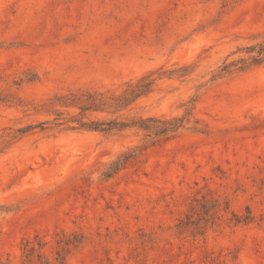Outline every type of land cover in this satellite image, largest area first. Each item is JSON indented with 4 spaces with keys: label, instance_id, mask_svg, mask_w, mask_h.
Returning <instances> with one entry per match:
<instances>
[{
    "label": "rangeland",
    "instance_id": "374dc122",
    "mask_svg": "<svg viewBox=\"0 0 264 264\" xmlns=\"http://www.w3.org/2000/svg\"><path fill=\"white\" fill-rule=\"evenodd\" d=\"M261 46L264 0H0V264L35 237L49 264L74 237L66 264H264ZM143 77L83 120L175 131L78 128L55 100Z\"/></svg>",
    "mask_w": 264,
    "mask_h": 264
},
{
    "label": "trees",
    "instance_id": "16d2710c",
    "mask_svg": "<svg viewBox=\"0 0 264 264\" xmlns=\"http://www.w3.org/2000/svg\"><path fill=\"white\" fill-rule=\"evenodd\" d=\"M262 53H264V47L261 46L257 51V54L252 57L253 64H257L262 61ZM226 67L227 66H225L223 69L225 70ZM152 82V79L143 77L128 93L122 94L117 97H105L103 96V94L96 92H82L78 94H70L69 96H58L55 97V100L65 106H77L81 110V113H79V117L71 119L78 124V128L96 130L100 132H110L113 130H121L128 126H136L147 131L148 135L152 134L153 136L162 135L167 132H173L180 126V123L174 124L172 122L160 121L158 119H154L153 117L139 118L137 121L132 122L115 120H83V118L86 117L84 114V112L86 111H116L127 107L135 99L148 93L151 90ZM179 121L181 120L179 119ZM149 122H157L161 123V125H149ZM30 128L31 126H27L23 129L18 130V132H25ZM132 155L133 154H125L118 157L112 163L109 170L104 174L105 177L110 176L112 173L120 169V167H122L126 160ZM180 223L183 222L181 221ZM182 226H184V224H182ZM78 242H80V240L76 239L75 237L72 240H70L69 238L60 239L58 241L59 245L58 249L55 252L54 258L56 264H66V255L69 252V245H76V243ZM43 245L44 242H42L37 237H35L34 240L31 241L26 240L24 242L25 261L29 263L34 261V264H49V260L46 259L39 251Z\"/></svg>",
    "mask_w": 264,
    "mask_h": 264
}]
</instances>
